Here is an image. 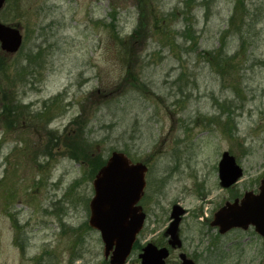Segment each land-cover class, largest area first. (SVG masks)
<instances>
[{
	"label": "rangeland",
	"instance_id": "obj_1",
	"mask_svg": "<svg viewBox=\"0 0 264 264\" xmlns=\"http://www.w3.org/2000/svg\"><path fill=\"white\" fill-rule=\"evenodd\" d=\"M202 1L5 0L0 23L23 43L0 50V264H109L87 221L112 151L147 167L126 264L165 243L174 204L197 264H263L254 233L217 237L206 218L264 178V0H205L207 18ZM224 152L243 170L227 190Z\"/></svg>",
	"mask_w": 264,
	"mask_h": 264
},
{
	"label": "water",
	"instance_id": "obj_2",
	"mask_svg": "<svg viewBox=\"0 0 264 264\" xmlns=\"http://www.w3.org/2000/svg\"><path fill=\"white\" fill-rule=\"evenodd\" d=\"M4 0H0V10ZM19 29L0 24V49L13 55L21 46ZM146 168L140 163H131L121 152H112L105 165L97 172L93 180L94 195L89 203L88 224L100 232L104 245V257L110 254V264H125L137 234L141 231L145 216L138 206L145 187ZM220 186L224 189L235 184L242 177V170L235 159L223 153L218 165ZM184 211L177 205L172 207L169 224L165 234L168 245L180 248L178 225ZM212 227H218L224 234L232 228L247 229L253 226L263 238L264 247V179L260 182L259 192H247L243 198L226 203L215 214ZM168 257L166 248L157 249L147 244L139 255L140 264H164ZM181 264H195L184 254L179 255ZM264 262V260H263Z\"/></svg>",
	"mask_w": 264,
	"mask_h": 264
},
{
	"label": "flooded vegetation",
	"instance_id": "obj_3",
	"mask_svg": "<svg viewBox=\"0 0 264 264\" xmlns=\"http://www.w3.org/2000/svg\"><path fill=\"white\" fill-rule=\"evenodd\" d=\"M258 187H259V185H258ZM231 188V187H230ZM225 190H227V189H225ZM245 192H248V191H245ZM244 192V193H245ZM249 192H253L254 194H257V192H258V188H257V191H249ZM243 193V194H244ZM243 194L242 195H240V196H237V197H232V198H230V200H225L224 202H221L218 206H217V208L219 207V208H221V207H223L226 203H228V202H230V203H232V202H234V201H236V200H240L241 199V197L243 196ZM223 203V204H222ZM175 205V204H174ZM139 206H140V208H141V210H142V207H141V205L139 204ZM173 206V205H172ZM172 206H171V208H172ZM218 208V209H219ZM217 209V210H218ZM185 210V209H184ZM216 210V211H217ZM215 211V212H216ZM214 212V213H215ZM214 213L212 214V216H211V221H212V218H213V216H214ZM186 214H187V211L185 210V214L183 215V216H181L180 217V222H179V227H180V224H181V222H182V219L186 216ZM145 215V214H144ZM170 215H171V209H170V214H169V220H168V225L170 224ZM145 219H146V216H145ZM206 221H209L210 223H211V221L209 220V219H207L206 218ZM209 223V224H210ZM210 226V225H209ZM178 227V233H179V237H180V228ZM167 228H168V226H167ZM167 228L164 230V232L162 233V238L164 239V244L162 243V244H160L159 246H157V245H155L156 247H158V248H168L167 247V243H168V241H169V237L168 236H166V234H165V232H166V230H167ZM211 228V227H210ZM212 230H214V232H215V234H216V236L218 237V236H221V237H223V236H226L227 234H229L230 232H233V231H239V232H249V231H251L252 233H254L259 239H261L260 237H259V235L255 232V229L253 228V227H248L247 229H245V230H243V229H241V228H237V229H234V230H231V231H229L228 233H225V234H223V235H219V230L217 229V228H211ZM220 237V238H221ZM180 240H181V237H180ZM182 241V240H181ZM262 241V240H261ZM170 251H169V256H168V258H167V260L169 259V257H170V255H171V252H173L174 251V249H169ZM139 262H137L136 264H138Z\"/></svg>",
	"mask_w": 264,
	"mask_h": 264
},
{
	"label": "trees",
	"instance_id": "obj_4",
	"mask_svg": "<svg viewBox=\"0 0 264 264\" xmlns=\"http://www.w3.org/2000/svg\"><path fill=\"white\" fill-rule=\"evenodd\" d=\"M205 3H206L205 0H204V2L202 1V5L204 6V17L207 18V15H208V12H209V8H208V6ZM137 33H138V31L135 30L133 32V36L130 37L129 39L130 40H133V37L135 35H137ZM220 50H221V47H220ZM207 60L208 61H212L213 60L212 63H211V65L214 66L218 71H222L223 70V68H224V65L222 64L223 63V59L221 58V56L219 54L216 55L215 58H213L212 55H209L208 58H207ZM77 149H79V153L77 155H74L73 154L71 156L74 159L76 158L75 160H78V157H79L81 160L84 161L86 159V157H85V155H84V153L82 151L83 150L82 147L80 145H78ZM97 163H98V165L97 166H94L93 171H92V174L96 173L99 170V168H101L104 165L105 160L99 159V161Z\"/></svg>",
	"mask_w": 264,
	"mask_h": 264
}]
</instances>
